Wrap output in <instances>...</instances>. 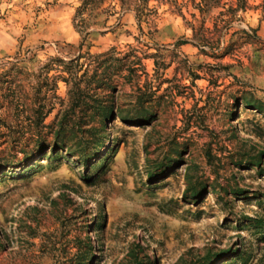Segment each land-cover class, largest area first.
Listing matches in <instances>:
<instances>
[{
  "label": "rangeland",
  "instance_id": "1",
  "mask_svg": "<svg viewBox=\"0 0 264 264\" xmlns=\"http://www.w3.org/2000/svg\"><path fill=\"white\" fill-rule=\"evenodd\" d=\"M139 5L80 51L81 0H0V264H264V0ZM113 48L140 90L71 112Z\"/></svg>",
  "mask_w": 264,
  "mask_h": 264
},
{
  "label": "trees",
  "instance_id": "2",
  "mask_svg": "<svg viewBox=\"0 0 264 264\" xmlns=\"http://www.w3.org/2000/svg\"><path fill=\"white\" fill-rule=\"evenodd\" d=\"M107 1L108 0H81V7L77 10V17H79L81 23L80 28L84 29L83 31L78 30L80 35L84 36L78 46L80 51L83 50L85 42L90 35L89 30L97 24L88 23V20L85 19L84 16L87 14L93 22L96 21L102 16L104 11L103 6ZM120 1L123 3V6H128L129 8H131L133 3L139 1L141 5L137 8L138 13L136 17L138 20H141L144 16L145 6L150 0ZM188 42V40H185L181 45L187 44ZM71 46L75 47L74 45ZM118 55H121V53L113 48L107 53L91 60V63L88 64L87 69L81 77H78L77 72L74 70L72 71V69H67L69 70L68 78L59 77L62 78L69 88L71 112H75V109L77 108H81L86 114L95 110L97 108V100L94 97L95 95H92L91 93L97 91L98 88L105 87L106 85L115 89V86L113 85L117 80H122L125 84L137 87V89L139 88L140 77L138 75V66H142L141 59L135 57L132 53L126 54L123 58L118 57ZM155 56L156 55H151L148 58H154ZM155 64L156 66L158 65V63ZM78 67H80V65H77L76 68ZM91 72L93 75L89 78ZM125 73L127 74L125 75Z\"/></svg>",
  "mask_w": 264,
  "mask_h": 264
}]
</instances>
